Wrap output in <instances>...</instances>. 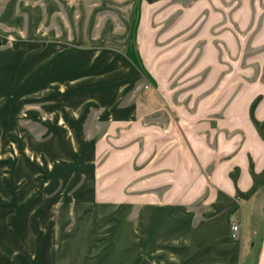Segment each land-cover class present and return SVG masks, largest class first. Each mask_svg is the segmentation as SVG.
Listing matches in <instances>:
<instances>
[{"label": "crops", "instance_id": "1", "mask_svg": "<svg viewBox=\"0 0 264 264\" xmlns=\"http://www.w3.org/2000/svg\"><path fill=\"white\" fill-rule=\"evenodd\" d=\"M216 5L0 0V122L23 156L24 143L46 155L64 137L76 172L3 181L0 200L31 222L13 231L37 240L2 244L0 264H264V80L244 81L222 109L172 111L202 70L223 72L184 64V31L199 41L201 9ZM20 113L46 119L45 144L23 140ZM42 208L54 241L40 242Z\"/></svg>", "mask_w": 264, "mask_h": 264}, {"label": "rangeland", "instance_id": "2", "mask_svg": "<svg viewBox=\"0 0 264 264\" xmlns=\"http://www.w3.org/2000/svg\"><path fill=\"white\" fill-rule=\"evenodd\" d=\"M156 13L169 18L184 17L185 20L192 17V14H187L182 8L177 12L161 8ZM146 15L150 16L151 14L147 11ZM199 20L201 22L199 34L201 39L199 41H191L199 33L193 34L192 26L184 31V64L186 66L200 65L201 67L213 64L218 66L217 68H221L223 72L217 74L216 78L210 79L209 72L202 70L198 75L199 78L196 77V90L185 89L182 102L177 99L176 95L173 97V112L177 111V108L181 112H193L195 108L207 111L208 106L221 107L222 109L226 98H229L230 94L234 95L239 92L244 81L252 82L258 77L264 80V69L261 67L264 64V40H262L264 0H217L216 7L201 9ZM210 22L211 25H209ZM171 26L172 24H166L163 28L168 29ZM258 34H260V39L257 40ZM171 60H176V57H171ZM204 81H209V86L198 89L197 86ZM177 101L179 105H176ZM27 109L30 110L31 106L25 105V111ZM217 113H219L218 110ZM21 114L17 117L15 124L24 129L26 136L23 140L28 143L34 141L36 144H45L44 142L50 137L48 131L43 127L46 124V119L33 120ZM6 129V123L1 124L0 122V188L4 180L17 177L55 176L63 178L76 174L72 167L73 164L68 160L71 159L72 154L63 143L64 137L57 136L56 147H52L49 152L46 151V155H40V150L38 153L37 149H34L36 154H33L32 144L27 146L24 143V149L27 148L29 152L23 156L20 146L21 138L15 134L7 133ZM91 131L96 135L99 132H97L96 125L90 126ZM37 154L40 157L37 158ZM94 164L97 168L102 165V156L96 158ZM54 201L52 208L55 212L61 201ZM39 213L40 216L35 217L34 220H40L42 231L40 242L53 240V237L55 239V227H53L55 226V217L45 216L47 211L44 208L40 209ZM22 214L23 212L19 214L18 210L10 208L7 203L0 200V254L2 251L4 253L9 251L2 244H11L10 242L16 237L19 240H21L20 237H23L24 241H28V243L37 240L36 232L35 237L31 236L32 238H30L32 233L19 235L16 229L13 231V228L18 224L23 225L21 228L23 231L30 226L31 222L27 219L22 221ZM41 246L43 250L45 245L41 244ZM38 262H40L38 264H48L44 258Z\"/></svg>", "mask_w": 264, "mask_h": 264}, {"label": "built area", "instance_id": "3", "mask_svg": "<svg viewBox=\"0 0 264 264\" xmlns=\"http://www.w3.org/2000/svg\"><path fill=\"white\" fill-rule=\"evenodd\" d=\"M239 230H240V224L233 223L232 224L233 235H237L239 233Z\"/></svg>", "mask_w": 264, "mask_h": 264}]
</instances>
